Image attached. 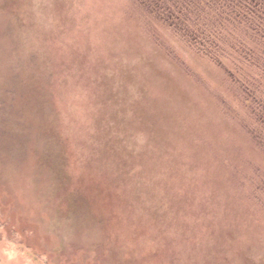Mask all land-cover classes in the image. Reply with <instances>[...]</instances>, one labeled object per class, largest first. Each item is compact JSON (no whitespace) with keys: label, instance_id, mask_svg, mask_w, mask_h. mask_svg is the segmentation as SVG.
Listing matches in <instances>:
<instances>
[{"label":"rangeland","instance_id":"rangeland-1","mask_svg":"<svg viewBox=\"0 0 264 264\" xmlns=\"http://www.w3.org/2000/svg\"><path fill=\"white\" fill-rule=\"evenodd\" d=\"M142 1L0 0V264H264L247 111Z\"/></svg>","mask_w":264,"mask_h":264},{"label":"trees","instance_id":"trees-1","mask_svg":"<svg viewBox=\"0 0 264 264\" xmlns=\"http://www.w3.org/2000/svg\"><path fill=\"white\" fill-rule=\"evenodd\" d=\"M193 53L224 69L247 111L244 130L264 153V0H144Z\"/></svg>","mask_w":264,"mask_h":264}]
</instances>
